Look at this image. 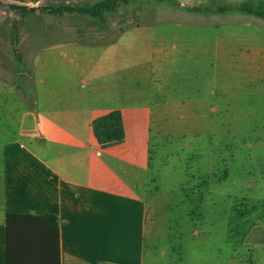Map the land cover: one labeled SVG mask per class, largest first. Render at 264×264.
Masks as SVG:
<instances>
[{
    "label": "crops",
    "instance_id": "1",
    "mask_svg": "<svg viewBox=\"0 0 264 264\" xmlns=\"http://www.w3.org/2000/svg\"><path fill=\"white\" fill-rule=\"evenodd\" d=\"M153 41L130 27L109 43L39 52L33 109L0 143V264H52L53 222L55 264H234L228 211L205 223L199 207L181 212L149 189ZM113 111L124 139L102 147L91 124ZM8 216L46 220L8 238Z\"/></svg>",
    "mask_w": 264,
    "mask_h": 264
},
{
    "label": "rangeland",
    "instance_id": "2",
    "mask_svg": "<svg viewBox=\"0 0 264 264\" xmlns=\"http://www.w3.org/2000/svg\"><path fill=\"white\" fill-rule=\"evenodd\" d=\"M99 1L0 0V143L33 109L40 51L109 43L124 29L148 28L156 48L149 189L181 212L199 207L205 223L228 211L234 264H264V18L224 11L246 4L264 12V0H124L105 15V28L89 16L42 10ZM11 6L34 11L22 17Z\"/></svg>",
    "mask_w": 264,
    "mask_h": 264
},
{
    "label": "trees",
    "instance_id": "3",
    "mask_svg": "<svg viewBox=\"0 0 264 264\" xmlns=\"http://www.w3.org/2000/svg\"><path fill=\"white\" fill-rule=\"evenodd\" d=\"M124 0H101L99 2L94 3L93 5L89 7H71L69 5H51L44 7L42 10L49 15L54 16H62V14H78L82 16H89L91 18H94L98 21L95 25L99 27L105 28V15L106 14H112L114 13L117 8H119L120 3ZM11 9L13 11H17L20 16H26L29 12H33V8H27V7H16L11 6ZM189 12L194 13H201L202 9L199 7H192L187 9ZM223 11V10H222ZM225 12H239L247 15H253L258 18H264V12L260 11L259 9L250 8L248 5H239L236 7L227 8L224 10ZM220 11H217L219 13ZM114 41V40H113ZM22 57L20 55H17V67L16 71L17 73L21 74L23 71L25 72V65L21 63ZM92 131L94 134V137L98 144L102 147L111 146L114 144L121 143L124 139V131H123V125L121 120V115L119 112L113 111L109 112L105 115H102L96 119L93 120L92 124ZM46 218L42 217H31V216H8L6 227H7V233L8 238L11 235V232L13 228H22V227H29V228H36L37 225H44V221ZM50 223V222H49ZM55 222H53L51 234H52V241H53V250H50V245L48 247V254L52 256V264H55V254H54V244L56 242V231H55ZM22 225V226H21ZM20 231V230H17ZM9 243L11 247V239H8V248ZM11 252V250H8V254ZM50 256L48 259H50ZM7 264H18L11 260V258H8Z\"/></svg>",
    "mask_w": 264,
    "mask_h": 264
}]
</instances>
